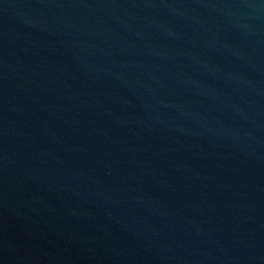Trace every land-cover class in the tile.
I'll return each mask as SVG.
<instances>
[{"label":"water","instance_id":"1","mask_svg":"<svg viewBox=\"0 0 264 264\" xmlns=\"http://www.w3.org/2000/svg\"><path fill=\"white\" fill-rule=\"evenodd\" d=\"M0 264H264V0H0Z\"/></svg>","mask_w":264,"mask_h":264}]
</instances>
